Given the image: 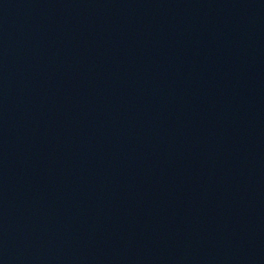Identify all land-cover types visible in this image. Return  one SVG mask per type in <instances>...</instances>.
<instances>
[{"label": "water", "instance_id": "1", "mask_svg": "<svg viewBox=\"0 0 264 264\" xmlns=\"http://www.w3.org/2000/svg\"><path fill=\"white\" fill-rule=\"evenodd\" d=\"M0 264H264V0H0Z\"/></svg>", "mask_w": 264, "mask_h": 264}]
</instances>
